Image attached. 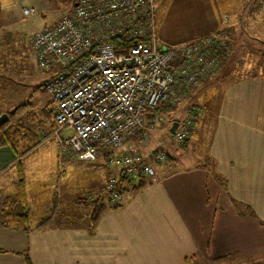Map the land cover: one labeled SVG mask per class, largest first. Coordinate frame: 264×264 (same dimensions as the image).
I'll return each instance as SVG.
<instances>
[{
  "label": "crops",
  "instance_id": "1",
  "mask_svg": "<svg viewBox=\"0 0 264 264\" xmlns=\"http://www.w3.org/2000/svg\"><path fill=\"white\" fill-rule=\"evenodd\" d=\"M194 1H209L211 6L193 13L197 19L187 28L188 36H165V26L154 17L155 34L161 44L178 45L213 34L223 28L224 19L232 21L246 5V0ZM29 2L35 11L42 7L39 0L0 2V53L7 51L8 43L16 44L15 30L24 19L22 11L27 9L22 4ZM196 6L187 4V11L195 12ZM62 14L29 36L26 45L34 67L31 37L59 21ZM37 72L43 76L39 87L43 92L41 87L53 72ZM222 74L218 71L186 99L206 92L205 104L194 99L185 109L184 117L195 108L197 118L181 147L183 153L169 155L164 149L169 159L153 166L154 182L137 191L124 186L120 200L112 204L118 207L104 210L91 232L87 225L92 207L76 202L102 197L109 178H120L121 164L105 165L110 155L107 150L100 151L89 163L76 160L60 148L59 134L65 131L53 133L49 97L36 113L18 108L15 119L24 124V130L36 134L29 137L23 133L14 150L0 148V206L6 198L15 196L21 180L29 213L36 218L50 206L53 214L51 224L42 230L22 233L0 227V264H25L24 252L31 264H221L264 256V77H241L231 82L223 78L218 88L216 83ZM4 102L1 91L0 117L9 113L4 110ZM19 114L23 116L17 117ZM180 123L173 121L170 128ZM134 138L116 153L118 159L136 153L127 149ZM167 138L173 145L169 130ZM46 150L52 153L50 160L42 155ZM152 153L138 156L142 163L149 164ZM78 172L83 175L82 181L77 178ZM84 209L89 213L82 221L78 212Z\"/></svg>",
  "mask_w": 264,
  "mask_h": 264
},
{
  "label": "built area",
  "instance_id": "2",
  "mask_svg": "<svg viewBox=\"0 0 264 264\" xmlns=\"http://www.w3.org/2000/svg\"><path fill=\"white\" fill-rule=\"evenodd\" d=\"M22 13L27 18L32 10ZM213 36L166 46L155 34L154 0H75L29 41L38 71L53 72L41 90L53 106V133H70L60 148L89 163L107 150L105 165L121 164L120 178L151 179L165 153H152L149 164L116 153L145 132L160 105L179 103L219 71L226 50ZM196 118L189 110L172 135L175 144L188 141ZM123 187L109 178L105 190L114 204Z\"/></svg>",
  "mask_w": 264,
  "mask_h": 264
},
{
  "label": "rangeland",
  "instance_id": "3",
  "mask_svg": "<svg viewBox=\"0 0 264 264\" xmlns=\"http://www.w3.org/2000/svg\"><path fill=\"white\" fill-rule=\"evenodd\" d=\"M5 1L6 0H0L2 4H4ZM74 1L75 0H39V2L42 3V7L37 11L30 9L33 6L30 2L22 4V8H29L28 10H32V14L26 18L22 13L24 19L15 30L17 33L14 35L13 39L16 44H13V42L8 43L7 51L0 53V92L3 91L4 94V110L6 112L11 113V111L21 108L26 112L36 113V108L40 104L47 102L48 95L39 91L43 76L39 74L37 68L34 67L32 56L27 48L26 42L35 30L42 29L45 25L56 21L63 11H67L71 7ZM188 1L190 2H186L185 0H154V17L161 20V25H163V27L165 26V36H172L173 39H180L184 36H188L187 32L189 29L187 30V28L193 25L197 19V15H193V13H202L203 7L211 6L209 1L205 3H199L194 0ZM193 3L197 5L196 11L194 12L192 10L188 12L187 4ZM245 4L246 5L244 8L242 7V11L238 17L232 18V21L224 19L223 28L213 33L215 41H219L226 50V55L219 69L223 74L216 83V87L218 85V88L220 87L219 82H221L223 78L231 82L241 77H264V0H246ZM181 5L186 6L182 8ZM185 10L189 14H187ZM12 44L13 46L9 49L8 46ZM223 68L225 69L224 71L222 70ZM213 76L209 79L213 78ZM197 87L193 88V90ZM191 92L186 98L175 105L165 104L164 107L167 106L166 108H172L170 112L167 110L155 111V114H157L155 115L154 121L146 125L145 132L135 137L133 142L127 146V149L134 150L136 153L133 154L140 155L141 157L154 151L164 153V149L169 155L174 153L182 154L183 149H181V147L183 144L177 145L174 143L171 145L167 135L173 121L180 123L182 120L184 121L186 119L188 113L186 117H184L185 109L190 106L194 99L197 101L200 100L201 104H205L203 98H205L206 92L204 90L199 91L190 100L186 101L191 95ZM22 116V114H19L17 117ZM15 118L16 117L10 118L6 116L4 123L12 122L11 125H13V121L17 120ZM35 134L34 132L32 135ZM67 134L68 131L62 132V134H59V139L65 137ZM40 137L41 139L44 138L42 135ZM36 142L38 141L34 143ZM40 151H42V148L38 150L36 154H40ZM51 154L52 153L49 151L47 152V150L45 153H42V155L46 156V159L49 160ZM45 163H47V161H45ZM47 164H49V162ZM76 174L78 180L82 181L83 175L79 172ZM87 207L89 208V206ZM85 211L87 212L85 213ZM88 213L89 211L84 209L82 212H78V217L84 221V217ZM79 218L77 220H79ZM234 262L224 261L221 264H264V256H257L236 261V263Z\"/></svg>",
  "mask_w": 264,
  "mask_h": 264
},
{
  "label": "trees",
  "instance_id": "4",
  "mask_svg": "<svg viewBox=\"0 0 264 264\" xmlns=\"http://www.w3.org/2000/svg\"><path fill=\"white\" fill-rule=\"evenodd\" d=\"M0 14H1V6H0ZM165 104L160 105L156 109V111L167 110L170 112L171 107H164ZM170 108V109H169ZM195 114L197 110L192 108ZM16 114V110L13 112L5 113L8 117H14ZM11 123H0V148L2 147H10L12 150L16 147L18 140L22 138V134L26 133L29 137L32 136L31 130H24L26 127L19 121L18 119L13 121V125ZM24 127V128H23ZM187 142V141H186ZM186 142L182 145L185 146ZM159 151H154V153ZM169 159V157L167 156ZM19 166V165H18ZM19 170V168H18ZM20 172V170H19ZM119 182L124 184L125 188H129L131 191H137L147 185L152 184L154 181L152 179H145L143 177H139L137 181H129L125 178H119ZM120 190V196L123 193V189ZM76 204H83L84 206H91L92 213L88 221L87 230L91 232L95 223L97 222L100 214L106 209L117 208L118 206H113V202L109 197V192L105 190V194L102 197H95L94 199H84L81 201H77ZM249 210V209H247ZM52 208L47 206L42 209L41 215L36 218L31 215L25 204V197L22 191V181L19 180L18 183V192L15 196L6 198L0 206V227L10 229L13 231H18L22 233H28L34 230H42L51 224L52 218ZM33 222V223H32ZM25 264H31L28 255L26 252L22 254Z\"/></svg>",
  "mask_w": 264,
  "mask_h": 264
},
{
  "label": "water",
  "instance_id": "5",
  "mask_svg": "<svg viewBox=\"0 0 264 264\" xmlns=\"http://www.w3.org/2000/svg\"><path fill=\"white\" fill-rule=\"evenodd\" d=\"M6 120V115H2L0 117V123H4V121ZM177 125L173 124L172 127L169 129V136L170 138H172V135L174 133V131L176 130Z\"/></svg>",
  "mask_w": 264,
  "mask_h": 264
}]
</instances>
